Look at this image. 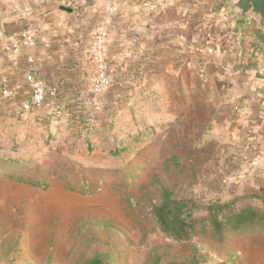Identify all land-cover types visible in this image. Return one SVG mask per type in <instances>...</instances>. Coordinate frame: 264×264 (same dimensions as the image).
<instances>
[{"label":"rangeland","instance_id":"obj_1","mask_svg":"<svg viewBox=\"0 0 264 264\" xmlns=\"http://www.w3.org/2000/svg\"><path fill=\"white\" fill-rule=\"evenodd\" d=\"M169 44L144 50L139 77L114 72L110 92L78 95L63 118L0 108V264H264L262 226L223 238L199 227L178 242L152 213L165 188L199 215L264 210V169L238 131L247 74L180 35Z\"/></svg>","mask_w":264,"mask_h":264},{"label":"crops","instance_id":"obj_2","mask_svg":"<svg viewBox=\"0 0 264 264\" xmlns=\"http://www.w3.org/2000/svg\"><path fill=\"white\" fill-rule=\"evenodd\" d=\"M229 1L0 0V31L5 33L0 36V90L9 84L21 96L26 94L23 62L8 58L2 44L29 26L38 34V72L74 101L85 70L95 68L94 38L99 31H108L113 73L133 78L141 74L144 50L155 53L160 46L168 48L180 35L194 48L241 64L248 92L237 107L239 136L249 146L250 160L256 156L255 167L264 169V32L254 21L244 31H236L227 11Z\"/></svg>","mask_w":264,"mask_h":264},{"label":"built area","instance_id":"obj_3","mask_svg":"<svg viewBox=\"0 0 264 264\" xmlns=\"http://www.w3.org/2000/svg\"><path fill=\"white\" fill-rule=\"evenodd\" d=\"M114 12L116 8L109 7ZM5 33L0 31V36ZM37 29L24 28L19 34L9 40H3L2 51L12 60L22 61L23 76L26 84V94L21 96L19 89L5 84L0 90V108L20 106L27 114L53 121L65 117L73 108L74 98L66 95L58 85L49 83L40 75L37 69ZM108 31H99L94 38L95 68L90 76L89 85L77 92L75 99L80 95L85 100L88 96H102L110 92L115 82L112 80L114 65L108 57ZM252 165L256 164L253 154Z\"/></svg>","mask_w":264,"mask_h":264},{"label":"trees","instance_id":"obj_4","mask_svg":"<svg viewBox=\"0 0 264 264\" xmlns=\"http://www.w3.org/2000/svg\"><path fill=\"white\" fill-rule=\"evenodd\" d=\"M173 159L170 160V166L178 168L179 160L176 157ZM198 212V203L195 200L177 198L168 188L163 190L161 201L152 209L162 231L178 242L190 240L199 227L211 226L221 238L225 230L234 231L252 226L264 228V210L254 207L236 208L232 204H226L209 210L207 215H199ZM102 262V258L94 257L84 264H102Z\"/></svg>","mask_w":264,"mask_h":264},{"label":"water","instance_id":"obj_5","mask_svg":"<svg viewBox=\"0 0 264 264\" xmlns=\"http://www.w3.org/2000/svg\"><path fill=\"white\" fill-rule=\"evenodd\" d=\"M62 10H68L63 7ZM227 11L234 18V29L244 31L251 22L264 32V0H230Z\"/></svg>","mask_w":264,"mask_h":264}]
</instances>
